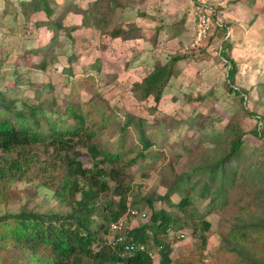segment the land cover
<instances>
[{"label": "trees", "instance_id": "16d2710c", "mask_svg": "<svg viewBox=\"0 0 264 264\" xmlns=\"http://www.w3.org/2000/svg\"><path fill=\"white\" fill-rule=\"evenodd\" d=\"M2 2L0 24L13 15L25 32L32 24L52 33L48 43L34 49L38 53L35 67L44 72L50 71L58 61L59 53L54 48L61 36L75 45L78 42L74 32L84 27L103 32L105 44L118 38L130 40L143 36L142 29L133 25L128 29L117 24L110 27L124 9L123 0ZM69 15L79 16L80 22L67 25L65 20ZM212 19L216 21L213 13ZM216 26L217 31L227 30V26L218 23ZM232 47L233 41L226 39L221 52L228 66L227 86L229 92L245 100L246 90L235 85L238 64L231 55ZM83 51L76 46L67 56L69 66L64 68L65 72L72 73L73 64L79 61ZM188 56L174 53L165 62L158 61L141 80L133 83L130 92L139 103L147 105L150 99L155 102L154 106H146V112L157 116V105L172 78L179 74L178 63ZM98 63L101 71L100 60L91 67ZM2 65L0 59V206L6 208L0 213V264H82L87 260L92 264H154L153 245L160 254V264H206L207 244L212 236V222L207 217L212 212L225 211L232 192L239 188L246 189V195L241 198L245 203L235 202L238 215L228 232H221L224 241L221 254L230 256L224 264H264V127L260 124L261 117L247 106L243 105L247 115L257 119L250 132L263 141V146L251 149L246 141L248 132L242 126H231L232 134H229L217 130L213 124L203 127L194 119L181 120L183 125L196 126L200 133L195 149L185 146L191 155L187 170L176 176L166 194L138 200L134 196L132 167L156 155L155 133L165 134V129L148 116L127 109L122 123L116 118L117 111L103 100L86 104L71 102L62 111L54 96L34 105L22 101L19 107L17 97L3 83ZM50 107L53 117L48 116ZM69 120L75 124L63 126ZM129 126L137 132L138 141L127 149L124 143ZM113 128L121 132V145L115 151L97 144L99 132ZM153 128L157 131L153 132ZM205 142L211 146H204ZM80 146L89 151L91 166L85 165ZM22 182H37L52 191L68 211L41 212L25 206L12 210L10 205L21 197V190L15 185ZM174 194L179 196V201L173 200ZM157 198L169 208H156ZM141 206L151 208L148 222L126 231L124 240L116 245L114 241L119 234L111 240L105 237L111 232V223L131 210L143 214ZM101 213L105 219L95 228L96 215ZM185 229H191L197 240L187 246L185 256L174 260L175 241L171 234L178 233L176 237L182 238ZM127 243L144 244L146 250L128 251Z\"/></svg>", "mask_w": 264, "mask_h": 264}, {"label": "rangeland", "instance_id": "374dc122", "mask_svg": "<svg viewBox=\"0 0 264 264\" xmlns=\"http://www.w3.org/2000/svg\"><path fill=\"white\" fill-rule=\"evenodd\" d=\"M3 0H0L2 6ZM107 1V0H106ZM83 2V0H80ZM124 9L117 15L110 27L117 24L125 29L135 26L140 28L141 38L123 40L115 39L110 44L103 43L105 38L96 28H82L74 32L77 44L66 36H61L54 48L59 53L58 61L50 71L44 72L35 67L38 53L35 48L49 42L52 33L46 28L30 25L27 32L14 21V16H7L0 24V59H3V83L17 97V105L22 101L30 105L57 99V106L64 110L68 104H86L87 101H104L111 109L117 111V119L125 123L124 110L139 115H146L167 131L155 133L158 144L156 155L141 160L132 167V185L134 196L141 200L144 196L166 194L176 176L187 170L190 153L185 146L196 148L200 138L197 128L181 120L194 119L197 125L213 126L222 132L232 134L231 126H242L247 133L246 141L251 149L263 146V141L253 136L250 130L257 119L247 115L244 106L260 116L264 127V0H123ZM206 4L212 7L215 24L227 26L219 29L211 39L196 43L195 24L196 6ZM0 6V11H1ZM104 13V12H103ZM43 18V15H39ZM80 22L79 16L69 15L67 25ZM226 39L233 41L231 55L238 64L236 87L245 89V100L229 92L228 66L222 58V47ZM76 46L84 49L78 62L73 64L72 73L64 71L69 66L67 56ZM33 50V51H32ZM181 52L189 56L178 63L179 74L172 78L165 94L157 105V116L146 112L147 105L154 106L153 99L147 105L139 103L132 93L135 81L141 80L158 62H165L170 55ZM100 60L98 65L91 67ZM49 84L53 87H50ZM204 96V98H200ZM50 103H47L49 107ZM48 108V116H52ZM56 117V115L54 116ZM66 118V115H63ZM115 120V119H114ZM75 124L72 121L63 123ZM151 131V130H150ZM157 131L156 128L152 129ZM101 137L97 144L112 151L119 150L121 132L117 128L99 132ZM138 135L132 126L128 127L124 145L129 149L137 143ZM204 146H211L205 142ZM84 152L86 166H91L86 147H79ZM41 150V148H40ZM86 154V155H85ZM131 177V176H130ZM21 190L20 199L10 206L20 210L24 206L41 212H67L53 196L52 191L41 187L37 182H22L15 185ZM246 195V189L235 190L225 211L212 212L208 219L212 222V236L207 244L206 264H224L229 255L221 254L224 241L221 235L229 230L230 224L238 215L237 204ZM173 200L179 201L174 194ZM156 208L168 204L155 200ZM145 216L126 214L122 219L125 232L139 227L149 221L151 208L141 206ZM202 210L205 203L201 205ZM6 210L0 206V213ZM104 213L96 215L94 227L105 218ZM185 236H171L174 243L173 259L186 255L187 246L197 239L191 229L183 230ZM115 234L105 235L112 239ZM154 264H160V254L155 245ZM82 264H92L87 260Z\"/></svg>", "mask_w": 264, "mask_h": 264}, {"label": "built area", "instance_id": "2783aa9c", "mask_svg": "<svg viewBox=\"0 0 264 264\" xmlns=\"http://www.w3.org/2000/svg\"><path fill=\"white\" fill-rule=\"evenodd\" d=\"M196 24H195V35H196V43L199 44L200 41H205L209 39L215 33L216 24L212 19V7L206 4H199L196 6ZM129 215H139L137 210H131ZM145 216V213L141 214ZM125 224L123 219L119 221L111 223V232L114 234H119V236L115 239L114 245L122 242L124 240L125 234ZM125 249L128 251H134L136 249L146 250V246L144 244L135 245L133 243H127L125 245ZM151 255L153 258L155 257L152 252Z\"/></svg>", "mask_w": 264, "mask_h": 264}]
</instances>
